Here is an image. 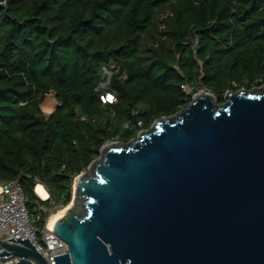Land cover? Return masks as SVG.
I'll return each mask as SVG.
<instances>
[{"label": "trees", "instance_id": "obj_1", "mask_svg": "<svg viewBox=\"0 0 264 264\" xmlns=\"http://www.w3.org/2000/svg\"><path fill=\"white\" fill-rule=\"evenodd\" d=\"M0 2V181L18 179L28 206L66 207L105 144L129 142L199 89L221 104L264 84V0ZM106 92L117 101L103 104Z\"/></svg>", "mask_w": 264, "mask_h": 264}, {"label": "water", "instance_id": "obj_2", "mask_svg": "<svg viewBox=\"0 0 264 264\" xmlns=\"http://www.w3.org/2000/svg\"><path fill=\"white\" fill-rule=\"evenodd\" d=\"M225 98L195 94L105 144L50 221L69 247L56 264H264V86ZM2 245L13 264H47L28 237Z\"/></svg>", "mask_w": 264, "mask_h": 264}, {"label": "built area", "instance_id": "obj_3", "mask_svg": "<svg viewBox=\"0 0 264 264\" xmlns=\"http://www.w3.org/2000/svg\"><path fill=\"white\" fill-rule=\"evenodd\" d=\"M4 6L5 2H0V8ZM183 88L186 92L191 91V89L188 90L189 87L187 85H184ZM201 93L203 92H199V94ZM205 93L211 92L207 90ZM101 100L103 104H108L116 102L117 98L113 92H106L101 95ZM138 125L141 127L142 122H138ZM142 131L143 130H141L138 135ZM64 168L65 166H63V169ZM39 184L41 183H37L35 187V193L39 200L43 202L50 200L51 195L44 184H42V186L47 190L48 198H43L37 193V186ZM36 208L40 210L44 208V206L38 201ZM63 208L65 207L51 203L48 209L49 213L41 226L39 225L41 217H34L29 210L28 198L21 182L18 179L0 181V252L3 250L8 251L7 248L2 245L5 240L14 237L17 241L20 237L21 239L28 237L35 246L37 252L45 258L47 264H56L54 256L66 253L69 247L64 240L50 230L49 220L55 210L60 211ZM9 253L12 252L9 251ZM21 258V256L13 253L8 257H0V264L17 263ZM34 264L36 263L34 262Z\"/></svg>", "mask_w": 264, "mask_h": 264}, {"label": "rangeland", "instance_id": "obj_4", "mask_svg": "<svg viewBox=\"0 0 264 264\" xmlns=\"http://www.w3.org/2000/svg\"><path fill=\"white\" fill-rule=\"evenodd\" d=\"M106 76H107V79H106V81L101 85V87L103 88V87H105V86H107V83H108V80H109V78L108 77H110V75H111V70L110 69H107L106 71ZM264 86V84L263 85H260V86H255V87H253L252 89H250V91H253V90H257L258 88H261V87H263ZM244 89V88H243ZM188 90H190V88H188ZM241 90V89H240ZM199 92H203V93H205V92H207V90L206 89H204V88H201V89H199L196 93H199ZM195 93V94H196ZM194 94V95H195ZM227 101V98L225 99V102ZM50 103V104H49ZM47 104H49L50 106H47ZM54 105H55V98H54V96H51V97H49L48 99H47V102L41 107L42 109H43V111L46 113V114H49V113H51L53 110H54ZM132 140V139H131ZM113 143H123V142H121V141H118V140H114V141H110V142H108L107 144H113ZM86 171V170H85ZM76 179V178H75ZM74 182H75V180H74ZM73 193H74V184H73ZM72 199H73V197H72ZM71 202H72V200H71ZM70 202V203H71ZM51 203H52V201H50V202H47V203H45V204H43V206H44V208H42V209H38V208H36V204H37V201H34V203H30L29 204V210H30V212H31V214L34 216V217H36V218H38V217H41V222L39 223V225H43V223H44V220H45V217L48 215V209H49V206L51 205ZM69 203V204H70ZM68 204V205H69ZM67 205V206H68ZM66 206V207H67ZM65 207V208H66ZM64 209V208H63ZM60 210V209H59ZM60 211H62V210H60ZM59 211V212H60ZM56 212H58V211H56L55 210V212L54 213H56Z\"/></svg>", "mask_w": 264, "mask_h": 264}, {"label": "bare ground", "instance_id": "obj_5", "mask_svg": "<svg viewBox=\"0 0 264 264\" xmlns=\"http://www.w3.org/2000/svg\"><path fill=\"white\" fill-rule=\"evenodd\" d=\"M50 104V103H49ZM49 104H47V106H50ZM37 193L39 194V195H41L43 198H48V192H47V190L42 186V184H39L38 186H37ZM73 195H74V193H73ZM72 204H73V201L66 207V208H64V209H62V211H58V212H56V213H54L52 216H51V218H50V220H49V223H50V221L52 220V218L56 215V214H65L66 212H67V210H68V208L70 207V206H72Z\"/></svg>", "mask_w": 264, "mask_h": 264}]
</instances>
